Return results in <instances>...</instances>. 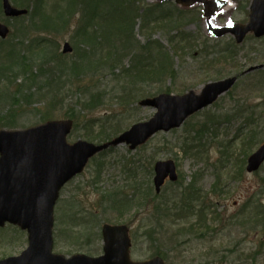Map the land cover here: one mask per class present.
I'll list each match as a JSON object with an SVG mask.
<instances>
[{
  "label": "rangeland",
  "instance_id": "374dc122",
  "mask_svg": "<svg viewBox=\"0 0 264 264\" xmlns=\"http://www.w3.org/2000/svg\"><path fill=\"white\" fill-rule=\"evenodd\" d=\"M34 1L30 7H22L29 10L25 18L10 19L3 11L0 12V21L11 29L6 39L0 38V42L4 41V44L0 43L2 51L0 65L8 63L6 54L11 46H14L19 54L25 53L32 62L38 59L32 52L42 45L47 50L45 57H41L43 62L39 61L46 65V68H50L51 63H55L54 60L58 59L59 53L63 54L65 42L71 43L72 46L78 44L79 25L89 20L92 14L89 13L92 0H76L72 10H69L70 6L66 9L64 19L69 22L63 24L65 26L63 28L54 29L55 10L61 12L60 10L65 8V0H42L41 15L51 17L54 21H48L51 28L43 26L39 31L32 29L29 35L33 39L31 45L28 37L19 36L20 32L18 33L15 28L20 25L19 20H27L29 23L34 19L42 20L40 13H35ZM106 1L102 0L98 13L105 17L115 14L118 19L113 22L105 19L106 21L101 24H108L114 28L126 27L128 32L122 33L124 31L122 28L112 33L106 44L114 45L113 52L111 49L105 51L106 48L103 47V53L108 54L110 60L112 57L115 64L116 49L121 48L123 41L126 42L128 49L120 50V62L123 63L117 66L116 76L110 72L102 74L96 71L87 72L86 82H92L95 87L88 86L94 89L95 93H98V89L102 93L105 92L108 102L106 103L105 100L102 105L89 112L79 111V106L75 109L74 112L79 111V114L85 116L82 122L86 124V128L75 126L68 137L70 142L86 140L101 144L106 139L109 140L108 138L90 139L98 133H93L87 123L96 125L95 120L102 119L104 117L102 114L111 112L110 109L119 108L113 98L115 92L122 91L123 85L126 89L128 85L136 89L130 91L133 99L138 102L150 94L158 95L165 92L184 94L190 90L199 93L209 82L233 76H237L238 79L235 85L220 96L213 105L189 118L179 129L160 132L144 147L131 153H128L127 146L119 145L90 160L84 171L61 190L55 211V252L66 256L83 253L88 256H100L103 252V242L99 234L103 222L108 220L111 223L129 225L133 242L132 257L135 260L148 259L159 251L166 256L168 264H254L248 256L260 249L256 263L264 264L262 223L254 226L255 228L251 225L243 228L240 225L241 220L250 217L258 200L264 203L263 194L256 197V194L262 190L264 165L258 172L248 173L245 164V156L249 152L253 153L264 142V36L255 37L249 34L241 44H237L232 35L218 39L211 38L207 31V18L203 15L202 5L179 11L172 2L164 4L154 12L148 5L150 0H135L134 14L128 19L130 6H133L132 0L127 3L125 0H115L114 4L117 8L112 10L113 4L104 5ZM228 1L230 6L225 7L223 12L212 18V22L219 26L247 23L252 0ZM11 2L16 7H21L13 0ZM121 2H124V6ZM129 20H134V24L129 23ZM39 24L41 25L42 21ZM130 26H134L133 30ZM92 29L94 30V27ZM13 30L17 33L15 36ZM21 41L24 45L19 44ZM78 46L83 47L80 44ZM74 55V53L63 54L62 63L71 61ZM144 56L151 58L150 67L134 65V59H144ZM162 62L166 64V71L161 75L151 76L146 81L138 77H145L155 72ZM64 68V66H54L51 71H45L35 84L29 81L26 75H20L18 79L13 77L10 82L8 74L2 73L1 70L0 93L4 98L0 97V118H3L0 127L25 129L51 119L70 118L67 112L75 108L78 94L76 90L67 91L68 77L64 80L62 74L65 72L60 71ZM127 71H132L131 76L135 83H122L123 73ZM16 72L18 75L22 69L19 68ZM96 73L97 75L92 78ZM53 78H58L62 83L49 85L46 80L51 81L54 80ZM18 83H22V86L19 87ZM24 87L28 90L32 88V92H38L40 89V94L31 97L29 91L23 90ZM14 99L17 101L14 102ZM125 109L128 111L124 119L129 118L133 113V120L123 121L121 124L117 122L122 130L135 121L148 120L155 113L154 109L144 108L135 103ZM100 121L106 123L105 119ZM108 123L116 125L114 121ZM185 127L192 128L194 138L186 134ZM201 129H204L205 134H201L200 131L199 134L197 133ZM251 133L255 138L247 147L243 142ZM187 140H193V143L186 144ZM186 147L191 149L185 154ZM246 148L247 150L244 151ZM132 159L140 165L136 179H128L130 178L128 174L133 175V171L131 168H124L125 162ZM159 160L175 161L181 179L180 184L167 183L163 187L165 196L169 194H172V198L177 196L176 201L181 196L189 197L188 187L192 183L202 191L201 200L195 203L200 205L204 201L206 205L202 206L203 210L211 219L210 231L204 237L198 238L197 235L190 236L185 233L177 238L174 237V233L183 224L197 218V212V215L192 214L185 219L181 217L178 219V215L155 225L151 206L138 205L139 200L135 201L130 211L124 213L106 209L105 203L103 206L99 205L98 200L106 192L122 189L130 194L134 192L135 180H138L140 187L151 183L154 174L149 173V166L151 164L153 166ZM103 163L105 165L100 167ZM142 166L146 169L143 170ZM239 170L241 177L239 175L238 178H234ZM97 171L101 173L100 179L98 177L99 180L94 182L92 177ZM250 199L254 202L245 212L244 205ZM218 215L222 216L224 222L222 218L217 220ZM92 227L97 234L91 233ZM26 247L25 233L14 226L0 229V259L17 255ZM225 257L227 260L223 263Z\"/></svg>",
  "mask_w": 264,
  "mask_h": 264
},
{
  "label": "water",
  "instance_id": "95a60500",
  "mask_svg": "<svg viewBox=\"0 0 264 264\" xmlns=\"http://www.w3.org/2000/svg\"><path fill=\"white\" fill-rule=\"evenodd\" d=\"M3 8L5 15L10 17L27 13L26 9L14 7L9 0H3ZM250 17L249 24L235 26L238 30L235 27L214 28V34L223 35L230 31L237 34L238 42L251 30L257 36H263L264 0L253 1ZM8 34L7 25L0 23V36L6 38ZM71 50L66 43L64 52ZM236 80L237 77H231L209 82L199 93L191 90L183 95L162 94L144 99L141 105L157 109L155 115L101 145L82 140L69 144L67 135L72 127L71 120L49 121L27 130H0V225L10 222L29 231V248L21 256L1 260L0 264H131L126 226H104L105 254L99 258L76 255L66 259L53 254V209L59 190L71 177L81 172L96 153L124 143L135 149L158 131L180 127L187 117L228 91ZM263 163L264 144L249 157L247 170L254 172ZM155 170L157 191H160L168 175L172 180L177 179L172 160L157 162ZM132 264L165 263L161 257H156L149 262Z\"/></svg>",
  "mask_w": 264,
  "mask_h": 264
},
{
  "label": "trees",
  "instance_id": "16d2710c",
  "mask_svg": "<svg viewBox=\"0 0 264 264\" xmlns=\"http://www.w3.org/2000/svg\"><path fill=\"white\" fill-rule=\"evenodd\" d=\"M16 4H18V6L21 7H30L31 3L33 0H13ZM115 0H107L105 4L107 5H112L111 10L114 8H117V5L114 4ZM126 3L129 0H125ZM44 2V1H43ZM75 2L76 0H70L68 1H64L65 4V8L60 10L61 12H57L58 10H55L56 13V22H53V28H63L65 27L63 24H67L69 21H65L66 19H64L65 14H66V9H69V6L71 7L69 10H72V8L75 6ZM134 2L135 0H132L131 4L133 6H130V15L129 18H132L131 15L134 14L135 8H134ZM34 4V9H35V13H40V15L42 14L43 10H40V8L42 7V0H35L33 2ZM102 4V0H92V4L90 5V14H95L96 16H102L101 14L98 13V9ZM121 5L124 6V2H121ZM56 6V5H55ZM54 6V7H55ZM2 11V3L0 0V12ZM112 13V11H111ZM90 15V19L89 20H85L83 21L80 25L79 28L77 30V35L79 38L78 44L83 45V47H79L78 44L76 46H74V58L71 61H67V63H62L63 61V54L59 53L58 59L54 60L55 63H51L50 68H46V65L42 64V59L41 57H45V53H46V47L42 46L36 48L32 53H34L36 55V57L38 59L34 60V61H29L28 60V56L23 53V54H19L16 50L14 46H11V48L9 49V51L7 52L8 54V63L0 65V73L1 70H3L2 73H7L10 82L12 81V78L15 77L16 79H18L17 77L20 75H26L28 77V80L31 81L33 84L36 83L37 79L42 76L43 73H45V71H51L54 66H64L65 68L60 70L61 73L65 72L64 74H62L64 80L68 77V85L67 87V91L69 92H74L76 90V94H78V101L77 104L75 106V108H71V110H69V112H67V114L71 117L75 119V126L76 127H83L86 128V124L83 123L84 122V115L83 114H79V111H91L94 110L95 108H97L99 105H102L105 100L106 103L108 102V100L106 99V94L105 92L102 93L99 91L98 89V93L94 92V89H91L88 85L95 87V85L92 82H86V76H87V72L88 71H96L97 73H106V72H110L111 74H113L114 76H116L115 71L118 65L121 64V56H120V50H126L128 47L126 46V42L123 41L122 43V47L121 48H117L116 49V56L117 59L115 61V64H113V60L111 57V60L108 56V54H104V49L103 47L106 48L105 51H109L110 49L113 52V46L114 45H108L106 43H108L107 41H109V37L111 36L112 33H114L116 30L118 29H122L124 28V31L122 33H127L128 30L126 29V27H111L108 24L102 25L101 23L106 21L107 19H109L110 17H105L106 20H102V21H98L96 20V16L94 15ZM31 16V15H30ZM42 16V15H41ZM26 16L23 17H19V18H15V19H21V18H25ZM51 17H46L45 15L42 16V24H39V20L37 21L36 19L31 20V22L29 23L27 20H19L20 21V25L16 26L17 28H15V30L19 33V36L22 35H26L28 37V40L30 41L31 45H33V39L30 38V33H32V29L39 31L41 27L46 26L45 28H51V24L48 23V21L53 20ZM110 21V19H109ZM52 22V21H51ZM134 20H129V23L134 24ZM37 24V25H36ZM35 27H34V26ZM92 27H94V30L92 29ZM131 30H133L134 26H130ZM112 31L111 33L108 31ZM14 31V30H13ZM16 31L13 32V35L15 36L17 33ZM105 42H104V41ZM0 43L4 44V41H1ZM19 44H23V41H21ZM129 45V44H128ZM27 47V46H25ZM2 51L0 50V53ZM56 54V53H55ZM57 55V54H56ZM6 57V58H7ZM42 62H40V61ZM29 63V64H28ZM47 63V62H45ZM117 63V64H116ZM48 66V64H47ZM22 69V72H20L17 75V69ZM162 68V69H161ZM164 71H166V65H161L155 72L145 76V77H140L143 81H146L147 79H149V77L154 76L156 77L157 75H161ZM56 72V71H55ZM94 74L92 76V78H94L96 75ZM139 73H142V71H139ZM57 74V73H56ZM125 75V76H124ZM132 71H127L125 72V74L123 73V81L122 83L125 82H129L130 84L135 83V81L132 78ZM54 80H46V82H48L49 85H54L57 83H62L60 82V80L58 78H53ZM26 81V79H25ZM25 83V82H24ZM67 83H64V85ZM75 84V85H74ZM19 87L22 86V83H18L17 84ZM122 85V84H121ZM130 89H135L133 86L131 87V85L127 86V89L125 88V86H122V91L118 92V93H114V100H116L118 106H119V110L118 109H110L111 112H108L106 116H104L102 119H96L95 121L97 122L96 125H94L93 123H87L89 126L88 128H91L94 132L93 133H98L97 135L90 137V139L92 140H101L102 139H106V138H111L112 136L117 135L120 131H122V127L120 125H117V122L123 123L127 122V120H130L133 118V113L129 116V118L124 119L125 118V114L127 113V109H125L126 107H130L133 103L136 102V100L133 99L132 97V93L130 91ZM23 90L29 91V93L31 94V97L36 94H40V89L38 90V92H32V88L30 90L26 89L25 87L23 88ZM136 90V89H135ZM166 91V90H165ZM28 93V92H27ZM147 96V95H146ZM149 96H153L152 94H150ZM0 97L4 98V96L0 93ZM17 99H14V102H16ZM79 108V111H75V109L77 107ZM88 109V110H86ZM106 113V112H105ZM120 116V117H119ZM123 116V117H122ZM106 120V123H102L100 120ZM133 120V119H132ZM131 120V121H132ZM3 121V118H0V123ZM83 121V122H82ZM115 122L116 125L118 126L119 129H117V127H115V125L112 124H107L108 122ZM107 124V125H106ZM199 131L201 134H205L204 129L198 130L197 133L199 134ZM104 133V134H103ZM203 137V136H202ZM200 137V139L202 138ZM255 138V135L252 134V136L250 137L249 140V145L251 143H253V139ZM107 140V139H106ZM248 145V146H249ZM139 165H135L132 169V177H136L138 175V171H139ZM242 169V167H241ZM240 175L241 177V171H237L236 174L233 176L234 178H238ZM135 188L139 189L138 187V181H135ZM144 186L142 185L140 188H143ZM261 188L262 190H260L259 193H257L256 197H260V195L263 194L264 196V177L261 180ZM150 194L147 195L148 192L145 191H139L138 195L139 198L141 195H143V197L141 198L140 201H145V205H147L148 203H153L152 204V215L154 217V222L155 225L160 224L161 221L163 220V217L165 216L164 213H168V210H174V207L176 206V203H172V207H171V203L169 201H164L163 199L160 198V196L158 194L153 193L152 189L149 190ZM260 194V195H259ZM135 198V194L132 195ZM192 195L189 196V198H191ZM255 197V196H254ZM160 198V199H158ZM254 199V198H253ZM156 200V201H154ZM186 200V201H185ZM103 202H106L109 207L111 208H117V209H127L130 206V203L125 200L124 198H120L119 194L117 193V191H112L109 192L105 195V198L103 200ZM254 202V200L250 199L249 201H247L244 205V211L246 212L248 210V208L251 206V204ZM170 203V204H169ZM191 201H188L187 197H184V200L182 201V204L180 205V209L184 210L183 216L185 215V208L187 207V205H190ZM255 208L252 211V214H250V217L245 218L244 220L240 221V225L244 228L247 225H251V227L253 226V228H255L258 224L262 223L263 227H264V203L260 202V200H258V202L255 203ZM194 212V211H193ZM192 212V213H193ZM190 212L187 211L188 215ZM191 213V214H192ZM182 215V214H181ZM255 226V227H254ZM202 227H204L202 225ZM188 232L190 234H201V223L198 224H192L191 226H189L188 228ZM198 229H200L199 231H197ZM202 235V234H201ZM233 252H235L233 250ZM260 254V249L255 250L254 252H252V255L249 254L248 259H252V261H254V264L256 263V259L257 256ZM223 263L225 262V258H223Z\"/></svg>",
  "mask_w": 264,
  "mask_h": 264
}]
</instances>
